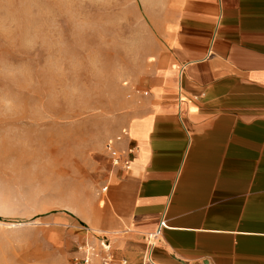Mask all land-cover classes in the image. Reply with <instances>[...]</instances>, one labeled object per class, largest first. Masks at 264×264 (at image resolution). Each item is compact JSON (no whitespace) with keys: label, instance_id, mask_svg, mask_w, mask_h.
I'll return each instance as SVG.
<instances>
[{"label":"crops","instance_id":"obj_1","mask_svg":"<svg viewBox=\"0 0 264 264\" xmlns=\"http://www.w3.org/2000/svg\"><path fill=\"white\" fill-rule=\"evenodd\" d=\"M173 26L90 229L129 264L161 222L147 264H264V0H181Z\"/></svg>","mask_w":264,"mask_h":264},{"label":"clouds","instance_id":"obj_2","mask_svg":"<svg viewBox=\"0 0 264 264\" xmlns=\"http://www.w3.org/2000/svg\"><path fill=\"white\" fill-rule=\"evenodd\" d=\"M165 7L0 0V217L17 221L0 224V264L31 246L38 217L75 214L105 190L152 59L149 18Z\"/></svg>","mask_w":264,"mask_h":264},{"label":"rangeland","instance_id":"obj_3","mask_svg":"<svg viewBox=\"0 0 264 264\" xmlns=\"http://www.w3.org/2000/svg\"><path fill=\"white\" fill-rule=\"evenodd\" d=\"M180 2L181 0H165L166 7L164 12L149 18L148 28L151 39L148 55L152 59H146L143 65V74L135 85L138 102L133 108L134 115L144 109L148 83L158 70L159 67L157 66L161 63L162 57L166 54ZM43 56L44 53L41 52V63H43ZM97 159L101 158L97 157ZM108 168L110 170L109 164ZM108 177L109 175L105 174L104 186L107 183ZM101 195L92 206L84 208L79 212H75L74 210L75 214L61 213L47 218L38 217V219H41L43 226L32 233L31 246L20 250L16 254L15 264H53V261H56V264H68L76 245L85 236L94 240L91 237L94 232V230L90 229L93 228L91 221L96 216ZM40 211L47 213L48 208H42ZM16 222L0 217V224H12ZM94 234L99 233L94 232ZM11 255L10 253L9 258H11Z\"/></svg>","mask_w":264,"mask_h":264},{"label":"built area","instance_id":"obj_4","mask_svg":"<svg viewBox=\"0 0 264 264\" xmlns=\"http://www.w3.org/2000/svg\"><path fill=\"white\" fill-rule=\"evenodd\" d=\"M132 153H134V148H129L126 154L130 155ZM120 156L118 157V164H115V166L121 163L126 166L127 163L125 161L123 162ZM164 227H166L165 222H161L159 229L148 236L146 250L143 255V264L149 262L150 249L157 240L160 229ZM91 237H93L94 240L85 236L84 239L76 245L75 251L68 264H129L126 258L115 256L113 243L111 241L112 238L108 235L101 233L94 234L93 232Z\"/></svg>","mask_w":264,"mask_h":264}]
</instances>
